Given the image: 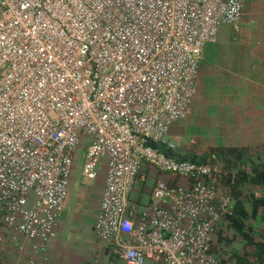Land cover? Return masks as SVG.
Listing matches in <instances>:
<instances>
[{"label": "built area", "instance_id": "1", "mask_svg": "<svg viewBox=\"0 0 264 264\" xmlns=\"http://www.w3.org/2000/svg\"><path fill=\"white\" fill-rule=\"evenodd\" d=\"M244 1L0 0L7 226L47 250L86 136L84 181L106 168L98 240L126 264H216L214 233L234 198L219 192L215 168L150 142L175 146L168 134L190 113L204 48L221 25L239 30ZM143 162L184 182L158 178L148 204L130 205Z\"/></svg>", "mask_w": 264, "mask_h": 264}, {"label": "crops", "instance_id": "2", "mask_svg": "<svg viewBox=\"0 0 264 264\" xmlns=\"http://www.w3.org/2000/svg\"><path fill=\"white\" fill-rule=\"evenodd\" d=\"M249 3V8H244L238 24L239 30L234 25H230L231 28H222L223 25H221L217 41L205 46L198 70L197 94L194 104L198 106L200 115L213 114V117H223L226 120L242 117V124L244 123L246 130L244 128L241 132L253 134L261 132L262 137L258 136L256 140L264 142V120H261L264 118V0H251ZM192 111L191 108L189 115ZM240 120L237 121L238 124H241ZM222 122L230 125L233 123L232 121H220V125ZM178 139L181 138L177 137V142L169 140L175 145L173 147L175 149L180 148ZM103 169H105L104 161L100 165V170L103 171ZM161 173L164 174L166 181L175 179L169 173ZM142 176H144L143 179ZM146 178L147 174L142 173L141 180L145 181ZM158 178L161 176L157 175ZM60 222L61 219L56 224L55 236L47 246L48 253L43 258L45 264H93V262L95 264H102V262L117 264L123 261L109 245L103 242L95 245L96 249L92 254L95 260L92 261L80 256L85 249L84 244L80 248L78 244H73L74 251L78 252V258L59 256L60 254L57 253L61 246L59 236L60 232H63L60 229ZM94 226L95 222L92 225L93 229ZM13 235L12 240H9L12 242V249H20L22 245L19 244L22 243L28 261L35 257L40 258L44 254L36 251L35 242H32L31 247V242L24 236L16 231Z\"/></svg>", "mask_w": 264, "mask_h": 264}, {"label": "rangeland", "instance_id": "3", "mask_svg": "<svg viewBox=\"0 0 264 264\" xmlns=\"http://www.w3.org/2000/svg\"><path fill=\"white\" fill-rule=\"evenodd\" d=\"M249 1L251 0L244 1L246 5L244 6L245 9L247 7L249 8ZM222 28H231V26L223 25ZM194 100L191 104V108L193 109L192 113L185 118L175 121L171 125L170 132L168 134V139H171L172 142L173 140L174 142H177V137L181 138L178 139V147H180L182 153H185L188 150H195L199 151L197 153L198 155H201L203 152L207 153L209 147L212 146H229L241 144H252L255 146L258 144V140H256V138L258 136L262 137L261 132H256L255 134L241 132L244 130V128L246 130L244 123L242 124V117L226 120L223 117H213V114L200 115L199 108L194 104ZM239 119H241V124L237 123ZM261 120H264V118ZM220 121H232L233 123L230 125L228 123L222 122L220 125ZM85 139L86 136L83 137L82 147L75 156L74 167L70 176L66 204L60 218V229H62L63 232H60L61 235L59 236V242L61 246L58 248L57 253L60 254L59 256L68 258L73 256L74 258H78V252L74 251L75 247L73 244H78V248L82 247L84 244L85 249L81 253L79 252L80 256L86 257L92 261L95 260L94 256L92 255L96 249L95 245L102 244L101 241L98 240L92 225L95 222V215L99 210L103 196L106 179V168L103 169L101 173L99 172V176L95 181H84L83 162L86 148L83 145ZM141 172L147 174V178L145 181L139 179L137 180L136 184L134 185L133 192L129 198L130 205L144 206L148 204L150 202L151 187L157 179V175L161 176L162 179H165L164 174H162L158 168L148 165L146 162H143ZM180 182L183 183L184 179H180ZM32 197L34 199V196ZM31 205L32 202L30 201L28 206ZM55 230H57V226L55 227ZM14 231L7 226L0 215V258L1 256L6 257L10 264H27V253L23 251V244H19L22 245V249H12V242L9 240H12ZM29 241L31 242L32 247L34 241ZM49 244L50 241L48 242L47 246ZM42 253L44 254L40 256V258L38 257L39 262L41 260L44 261V255H46L48 252L45 251L41 252V254ZM38 258L35 257L34 259L38 260ZM30 260L31 259H29V264ZM93 264H95V262H93ZM102 264L106 263L102 262ZM117 264L126 263L124 261H119Z\"/></svg>", "mask_w": 264, "mask_h": 264}, {"label": "trees", "instance_id": "4", "mask_svg": "<svg viewBox=\"0 0 264 264\" xmlns=\"http://www.w3.org/2000/svg\"><path fill=\"white\" fill-rule=\"evenodd\" d=\"M150 145L177 160L212 166L219 192L234 198L231 214L222 218L214 233L211 252L216 264H264V142L212 146L201 155L195 150L182 153L161 142ZM168 182L176 184L180 179ZM0 264L10 263L1 256Z\"/></svg>", "mask_w": 264, "mask_h": 264}]
</instances>
